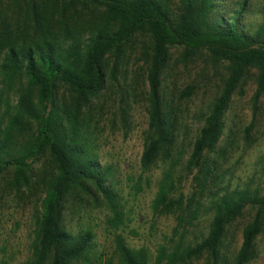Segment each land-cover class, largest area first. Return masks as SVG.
Wrapping results in <instances>:
<instances>
[{"label":"trees","instance_id":"16d2710c","mask_svg":"<svg viewBox=\"0 0 264 264\" xmlns=\"http://www.w3.org/2000/svg\"><path fill=\"white\" fill-rule=\"evenodd\" d=\"M5 1L13 9L23 3L21 24L6 16L2 6H9ZM222 2L0 0V102L6 117H0V176L11 170V187L17 193L29 192L35 185L33 166L44 152L53 171L43 183L39 207L32 215L34 237L25 264H100L94 232L79 224L74 229L66 227V213L81 210L87 214L89 206L105 211L104 229L112 235L113 255L104 264H191L198 260L202 264H249L257 257L256 242L264 237V180L258 189L217 187L215 165L227 153L226 147L218 148L224 113L247 70L256 71L252 118L264 93V9L255 30L248 32L241 23L247 0L235 4L228 14L221 11ZM86 5L99 8L101 15L84 24L73 21L76 6ZM140 35L148 39V61L144 76L146 129L138 167L142 174L157 161L164 164L150 209L154 215L174 219L170 235L152 253L144 247H130L122 236L129 210L114 188L111 168L97 159L90 126L91 102L107 82H117L123 48ZM170 47L180 49L181 59L204 53L209 62L226 68L222 87L201 118L185 160L184 171L192 175L194 187L187 195L182 193L185 178L176 173L180 156L172 155L177 112L160 87ZM109 55L106 70L103 62ZM23 79L27 89L20 87ZM15 86V102L9 107L4 92ZM59 88L65 95L58 94ZM191 89L181 90L179 97L187 98ZM128 95L124 90L119 96L121 128L127 127ZM251 127L252 121L245 138ZM14 134L22 141L10 148ZM209 183L206 231L201 237L187 239ZM247 211L251 214L238 228L235 243L233 228Z\"/></svg>","mask_w":264,"mask_h":264},{"label":"rangeland","instance_id":"374dc122","mask_svg":"<svg viewBox=\"0 0 264 264\" xmlns=\"http://www.w3.org/2000/svg\"><path fill=\"white\" fill-rule=\"evenodd\" d=\"M242 0H223L221 8L224 13L235 9V4ZM6 16L21 24L25 15L23 3L13 9V4L5 1ZM11 5V6H10ZM13 9V10H12ZM264 9V0H247L243 10L241 23L248 32L255 30L260 22V12ZM73 21L84 24L101 15V10L93 5L76 6L73 11ZM110 55L104 59V67L109 69ZM148 61V39L138 36L123 48L117 82H107L102 93L90 104V114L93 128L92 148L97 159L103 165L111 168L114 188L118 191L125 205L127 219L122 236L125 242L133 248L144 247L150 253L154 251L163 238L170 235L174 226L172 216H157L150 209V202L156 190L157 180L163 168L157 161L148 170L140 174L138 158L142 150L143 137L146 129L144 76ZM108 73V72H107ZM226 75L224 65L213 64L207 55H195L189 59H181L178 48H168V60L160 74V87L168 98L173 101L177 112V124L172 155H179L180 161L176 173L185 179L182 181V193L189 194L194 190L192 175L184 171L185 160L190 151V145L201 126V118L208 112L214 98L218 95ZM256 85V71L245 72L240 86L232 96L224 113V132L219 146L226 147V155L215 165L216 186L229 185L230 188L248 187L258 189L264 180V93L258 99L256 111L252 118L251 101ZM191 87L187 98H180L179 93L186 87ZM20 87L27 89L25 80ZM17 86L5 91L9 107L15 102ZM3 89L0 84V91ZM128 92L126 99L127 127L121 128L118 122V102L120 93ZM59 95H65L59 88ZM35 101V95L32 94ZM4 104L0 102V117L4 116ZM252 127L245 138V129L251 123ZM15 135V134H14ZM22 140L15 137L9 141L10 148ZM215 159V155H210ZM36 177L35 185L29 192H16L10 185L12 171L6 170L0 176V264H25L29 256L30 242L34 237L32 215L38 209L41 188L52 174V166L46 152L40 154L33 166ZM140 178V180H139ZM138 190L134 195L133 187ZM202 196L204 203L192 222L187 239L201 237L207 228L210 214L205 212L206 193L211 191V183ZM91 209L87 214L81 210L72 215L66 213V227L77 228L83 225L95 234V248L101 257L100 264L113 255L112 235L104 229V214L102 208ZM88 211V210H87ZM251 212H244L235 223L236 242L238 231L248 221ZM237 227V228H236ZM239 228V229H238ZM257 257L249 264H264V237L256 242ZM95 264V263H93ZM191 264H202V260Z\"/></svg>","mask_w":264,"mask_h":264}]
</instances>
